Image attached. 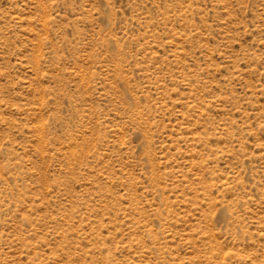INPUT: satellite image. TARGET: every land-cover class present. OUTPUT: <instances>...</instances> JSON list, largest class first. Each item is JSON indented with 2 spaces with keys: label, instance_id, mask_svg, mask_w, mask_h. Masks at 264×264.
<instances>
[{
  "label": "rangeland",
  "instance_id": "374dc122",
  "mask_svg": "<svg viewBox=\"0 0 264 264\" xmlns=\"http://www.w3.org/2000/svg\"><path fill=\"white\" fill-rule=\"evenodd\" d=\"M0 264H264V0H0Z\"/></svg>",
  "mask_w": 264,
  "mask_h": 264
}]
</instances>
